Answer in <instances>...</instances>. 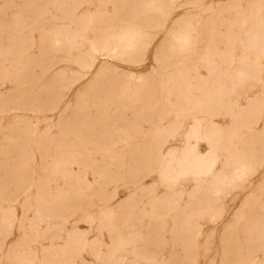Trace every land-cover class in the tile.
Instances as JSON below:
<instances>
[{
  "label": "rangeland",
  "instance_id": "obj_1",
  "mask_svg": "<svg viewBox=\"0 0 264 264\" xmlns=\"http://www.w3.org/2000/svg\"><path fill=\"white\" fill-rule=\"evenodd\" d=\"M7 2L0 0V264H160V256L151 259L146 235L154 214L164 208V259L169 258L174 233L179 264H192L188 260L196 256L199 264H264V56H256L264 47V0H11L12 7ZM211 11L216 13L217 32L205 34L189 55L216 51L211 61L216 70L209 73L197 61L189 82L197 85L191 97L202 104L193 109L175 74L181 54L170 50L176 42L172 34L177 21L197 24ZM90 16L91 27L80 29L72 42L77 20ZM140 28L148 45L135 59L123 50L126 37ZM106 41L121 45L124 56H115V49L97 51L94 66L85 67L91 42ZM161 52L172 62L163 71L157 61ZM101 65L127 88L140 87L138 101L123 111L120 123H96L98 106H91L84 119L74 118L82 92H92L89 103L104 98L108 89L91 88ZM169 72L171 80L166 79ZM67 84L69 89L64 88ZM53 85L63 86L58 105L53 94L43 91ZM193 115L202 119L203 133L212 126L214 135L231 136L227 148L217 147L214 173H225L235 182L223 184L220 193L210 188L212 176L204 182L191 174L172 179L181 170ZM79 129L92 135L82 137ZM158 130L162 135L170 130L164 144L155 140ZM254 134L259 140L254 154L242 159L240 150ZM155 145L165 152L173 149L174 160L164 165L155 161ZM209 150L207 138L198 141L200 154ZM246 164L248 172L237 178L236 166ZM14 176L24 179L16 184Z\"/></svg>",
  "mask_w": 264,
  "mask_h": 264
},
{
  "label": "bare ground",
  "instance_id": "obj_2",
  "mask_svg": "<svg viewBox=\"0 0 264 264\" xmlns=\"http://www.w3.org/2000/svg\"><path fill=\"white\" fill-rule=\"evenodd\" d=\"M148 1V0H147ZM151 1V0H150ZM133 2V1H132ZM140 2V1H139ZM113 3V2H112ZM142 3V2H141ZM115 4V3H114ZM131 4V3H130ZM147 4V2H146ZM148 5V4H147ZM13 4L11 2V0H8L7 2V7H12ZM116 6V4H115ZM121 6V5H120ZM150 6V5H149ZM135 7V6H134ZM153 7V6H152ZM159 8V6H157ZM253 7V6H252ZM258 7V6H257ZM119 7H116V9ZM141 8V7H139ZM156 8V7H155ZM162 8V7H161ZM255 8V5H254ZM16 9V8H15ZM115 9V10H116ZM132 9V8H131ZM130 9V10H131ZM143 9V8H142ZM157 9V8H156ZM155 9V10H156ZM256 9V8H255ZM140 10V9H139ZM147 10V9H146ZM154 10V12H156ZM158 10V9H157ZM253 10V9H252ZM257 10V9H256ZM3 11V10H2ZM151 11L153 13V10L151 8ZM159 11V10H158ZM251 11V10H250ZM118 12V11H117ZM132 12V11H131ZM219 12V11H218ZM151 13V12H150ZM157 13V12H156ZM159 13V12H158ZM162 13V12H161ZM252 13V12H251ZM250 13V14H251ZM119 15V14H118ZM139 16V15H138ZM144 16V13H143ZM256 16V15H254ZM258 16V15H257ZM256 16V17H257ZM120 17V16H119ZM130 17V16H129ZM218 17V16H217ZM248 17V16H247ZM103 18V16H102ZM132 18V17H130ZM145 18V17H144ZM251 18V17H250ZM255 18V17H254ZM109 19V18H108ZM240 19V18H239ZM117 20V19H116ZM216 13L214 11H211V15L209 16V18L205 19V20H199L197 22V24L195 23H191L190 19L189 20H179L177 21V29L175 30V32L172 34V37L175 39V43H173L172 45H170V50H173L176 52L175 49L179 50V54L180 55V59L177 61L178 63V68H177V73L179 78L182 79L181 84H180V88H181V92L184 93L185 98L187 99L188 104L191 105V107L194 109L197 104H202V102H195L193 100V98L191 97V93H192V89L195 87H191L190 86V82L189 79L191 78V72L196 70V63L197 61H200L201 63H204L205 65H207V68L209 70V73H213L216 68H214V66H212L211 61L213 59V56L216 55V51L215 54L210 52L211 50H209V52H206L205 54L202 53L201 50H195L192 55L190 56V50L193 48L194 45L196 44H200L205 40V34H209V35H215V31L214 32V27L215 23H216ZM246 20V19H245ZM249 20V19H248ZM251 20V19H250ZM256 21L255 19H252V21ZM261 19H259L260 21ZM113 21V20H112ZM238 21V20H237ZM240 21V20H239ZM253 21V22H254ZM258 21V19H257ZM258 21V22H259ZM94 22V18L92 16L90 17H81L80 19L77 20L76 24H77V28L78 30L70 37V40L72 39V42H74L77 39L78 36V32L80 31V29L83 28H90L92 23ZM131 22V21H130ZM243 22V21H242ZM246 22V21H245ZM101 23V22H100ZM244 23V22H243ZM241 24V23H239ZM245 24V23H244ZM109 25V24H108ZM217 25V23H216ZM137 26V25H136ZM241 26V25H240ZM257 26V25H256ZM108 27V26H107ZM112 27V26H111ZM128 27V26H127ZM106 28V27H105ZM100 29V27H99ZM108 29V28H107ZM134 30V29H133ZM216 30V29H215ZM132 31V30H131ZM103 32V31H102ZM193 32L196 33V38L197 41L195 42L193 40ZM229 32V31H228ZM248 32V31H247ZM261 32V31H260ZM101 33V32H100ZM256 33V32H255ZM259 33V32H258ZM262 33V37H264V30ZM247 35V34H246ZM250 35V34H249ZM255 35V34H254ZM127 36V35H126ZM248 36V35H247ZM260 36V34H259ZM103 37V36H102ZM101 37V38H102ZM105 37V36H104ZM111 37V35H110ZM146 37L145 32L140 28V29H135L133 32L130 33V35L127 38V45H125L126 47L124 48V52L127 53V51L129 52V54L134 55L137 59L138 57L144 55V51L146 46L148 45V42H146L144 40V38ZM217 37V35L215 36ZM233 37V36H232ZM252 37V36H251ZM96 38V36H95ZM256 38V37H255ZM233 39V38H232ZM263 39V38H262ZM57 42H60L62 40V38H57L56 39ZM219 40V39H218ZM252 40V38L250 39ZM254 40V38H253ZM213 41V40H212ZM230 41V39H229ZM240 41V39H239ZM243 41V40H242ZM99 42L96 41V43ZM232 42V41H230ZM229 42V43H230ZM253 42V41H252ZM262 42V40L260 41ZM259 42V43H260ZM94 42H91V47L89 49V59L86 61L85 63V67L91 69L94 64H95V58L93 56V53L97 52V51H106L107 53L109 51L114 52V49L116 51V53L114 54L115 56H120L123 54V51L119 50V48L121 47V45H119L118 43L110 45L111 42L110 41H106L103 42L101 45H98ZM218 43V42H216ZM239 43V42H238ZM258 43V42H257ZM256 43V44H257ZM227 44V43H226ZM232 44V43H231ZM248 44V43H247ZM234 45V44H233ZM250 45V44H249ZM264 44H262L263 46ZM215 46V45H214ZM252 46V44H251ZM257 46V45H256ZM61 46H58V48H60ZM217 47V46H216ZM228 47V45H227ZM110 48V49H109ZM122 48V47H121ZM212 48V47H211ZM210 48V49H211ZM261 48V47H260ZM215 49V48H214ZM232 45H230L228 51H232ZM244 49V48H243ZM255 49V48H254ZM258 49V48H257ZM108 50V51H107ZM161 50V49H160ZM177 50V51H178ZM213 50V49H212ZM227 50V49H226ZM219 51V50H218ZM252 51V50H251ZM250 51V52H251ZM103 52V53H104ZM105 52V53H106ZM174 52V53H175ZM204 52V51H203ZM221 52V51H220ZM223 52V51H222ZM227 52L230 56V53ZM243 52V51H242ZM255 51H253L254 53ZM104 53V54H105ZM173 53V54H174ZM226 53V54H227ZM252 53V54H253ZM162 56L159 54V56L157 57V61L159 64L160 69L163 71L165 69H167L168 67H171L172 62L170 61V59H164L163 57H165V53L161 52ZM177 54V52H176ZM218 54H220L218 52ZM224 54V53H223ZM232 54V53H231ZM264 56V47L262 49H260V52L257 51L256 52V56L257 58H259L260 55ZM113 55V56H114ZM221 55V54H220ZM88 56V55H87ZM124 56V54H123ZM129 56V55H128ZM227 56V55H226ZM232 56V55H231ZM228 57V61L231 62L232 61V57ZM254 56V54H253ZM170 57V56H169ZM179 57V55L177 56ZM225 57V56H224ZM118 58V57H117ZM167 58V57H166ZM217 58V57H216ZM249 58V57H247ZM255 58V56H254ZM227 59V58H226ZM225 59V60H226ZM257 60V59H256ZM224 61V60H223ZM214 62V61H213ZM227 62V61H225ZM224 62V63H225ZM244 62V61H243ZM214 64V63H213ZM253 64V63H252ZM252 64H250L252 66ZM256 64V63H255ZM175 67L176 63L173 64ZM229 65V64H228ZM243 65V64H242ZM173 66V67H174ZM216 66V65H215ZM174 67V68H175ZM244 67V66H243ZM246 67V66H245ZM250 67V66H249ZM258 67L259 69L261 68L260 64L258 63ZM34 69V68H33ZM250 70V69H249ZM237 71V70H236ZM174 72V71H173ZM238 72V71H237ZM243 72V71H242ZM242 72H240V74L242 75ZM256 72V71H255ZM111 73V70L105 66V65H101L97 68L96 70V80L92 85V89L99 87V86H104L105 89H108L107 91L105 90L106 93H104V98L101 100H94L93 102L89 103L88 101L90 100V95H91V91L90 92H85V93H81L78 96V101H77V110L74 112V118L77 120H79L80 118H85L86 114L88 112V109L91 106H98L101 108L100 110V115L96 118V123L101 124L102 126L105 125V123L107 122H112L113 124L116 123H120L123 119L122 117V113L123 111L130 107L133 103H135V101H138V97H139V92H140V87L138 88H127V86L122 83V80H113L109 74ZM239 73V72H238ZM254 73V72H253ZM174 74V76H176ZM251 74V73H250ZM254 76V74H252ZM169 76L170 77H166L169 78V80L172 79L171 73L169 72ZM177 76V77H178ZM160 77V76H159ZM251 77V76H250ZM249 77V78H250ZM175 78V77H174ZM165 79V80H166ZM245 79V78H244ZM168 80V81H169ZM143 82V81H142ZM171 83V82H170ZM201 83V82H200ZM128 84V83H127ZM178 85V84H177ZM71 86V84H67L65 85L64 88L69 89ZM110 88H109V87ZM199 86V84H198ZM204 86V85H203ZM201 86V87H203ZM63 87V86H62ZM62 87H57V85H53V86H49V88L45 87L44 88V94L45 95H50L53 94V96H55L56 99V104H60L61 103V97L63 96V92L61 90ZM175 87V86H174ZM200 88V87H199ZM197 88V89H199ZM207 88V87H206ZM220 88V87H219ZM47 89V90H46ZM50 89V90H49ZM211 90V88H209ZM150 90V89H149ZM167 90V89H166ZM176 90L177 87H176ZM195 90V89H194ZM223 90V89H222ZM206 91V90H205ZM204 91V92H205ZM169 93L171 92L170 90L168 91ZM210 92V91H209ZM215 92V91H213ZM98 94V93H97ZM179 95V94H177ZM207 95V94H206ZM205 95V96H206ZM155 96V95H154ZM204 96V95H203ZM180 97V95H179ZM194 97V96H193ZM195 98V97H194ZM203 98V97H202ZM201 98V101H202ZM206 98V97H204ZM179 99V98H178ZM208 99V98H207ZM206 99V100H207ZM225 99V98H224ZM258 99V98H257ZM223 100V99H221ZM262 100V99H261ZM60 101V102H59ZM141 101V100H140ZM212 101V100H211ZM218 101V100H217ZM258 101H260L258 99ZM142 102V101H141ZM186 102V104H187ZM208 102V101H207ZM224 102V101H223ZM227 102V101H226ZM264 102V101H263ZM148 103V102H147ZM225 103V102H224ZM228 103V102H227ZM226 103V104H227ZM44 104V103H43ZM207 104V103H206ZM205 104V106H206ZM216 104V103H215ZM214 104V105H215ZM222 104V102L220 103ZM143 105V104H142ZM262 105V102H261ZM63 106H68V102H64ZM137 106V105H135ZM146 106H148L146 104ZM145 106V107H146ZM165 106V105H164ZM174 106V105H173ZM168 107V106H165ZM214 107V106H213ZM217 107H218V103H217ZM221 107H224L223 105H221ZM251 107V106H250ZM187 108V107H186ZM204 108V107H202ZM201 108V109H202ZM208 108V107H207ZM210 108V107H209ZM208 108V109H209ZM254 108V107H253ZM170 109V108H169ZM181 109V108H180ZM199 109V108H198ZM213 109V108H212ZM186 110V109H185ZM204 110V109H203ZM207 110V109H206ZM225 110V109H223ZM228 110V109H227ZM251 110V109H250ZM258 110V109H257ZM189 111V110H188ZM214 111V110H213ZM221 111V110H220ZM219 111V113H220ZM179 112V111H178ZM210 112V110H209ZM228 112V111H227ZM231 112V111H229ZM228 112V113H229ZM247 112V111H246ZM208 113V112H207ZM214 113V112H213ZM217 113V112H215ZM255 113V112H254ZM182 114H184L182 112ZM212 115V114H211ZM252 115V114H251ZM250 115V117L248 118V120L250 118H252V116ZM88 117V116H87ZM248 117V116H247ZM261 118V114L254 116V118L252 119V121L250 122V131H252L253 129V124H258L259 120ZM193 120L195 121V124L192 126L191 130L189 131V134L187 136V140H186V146L183 150V158L182 160L179 162V165L181 167V170L178 172L177 176H172L173 180L176 181L177 177L181 176V175H186V174H191L193 176V178L198 181V182H204L208 179L209 176L213 177V181L210 185V188H212L216 193H220L221 192V186L223 184H225V186H231L234 182L235 179L232 177H228V175H226L225 173L219 174L217 175L216 173H214L215 171V167L217 164V160H218V154L216 152L217 147H221L224 146L225 148H227V143L230 142V137H225L222 139L220 136L214 135V129L215 127L211 128L212 126H210L209 128L211 130L207 129V133H203L201 130L202 127V119L197 116V115H193ZM89 122V121H88ZM159 122V121H158ZM235 123V122H234ZM247 123V122H245ZM178 124V123H177ZM182 124V123H181ZM240 125V124H239ZM94 126V125H93ZM232 126V125H231ZM243 126V125H241ZM66 127V126H65ZM70 127V126H69ZM237 127V126H236ZM68 128V125H67ZM234 128V127H233ZM231 128V129H233ZM238 128V127H237ZM71 129V128H70ZM127 135L131 136L132 134V130L131 129H127ZM175 130V129H174ZM234 130V129H233ZM69 131V130H68ZM77 134H79L82 137H89L90 135H92L91 130L89 129H83V130H76ZM104 133L106 132V130L103 128L102 130ZM228 131V130H227ZM255 131V130H254ZM112 132V131H111ZM229 132V131H228ZM226 132V133H228ZM36 133V131H35ZM17 134V132H16ZM113 134V132H112ZM163 133L160 132L159 130L156 133V138L155 140H159V143L164 144L167 140L168 137L171 135L170 134V130L169 132H167L166 135H162ZM165 134V133H164ZM234 133H232L233 135ZM234 136V135H233ZM260 135H258L259 137ZM22 137V136H21ZM103 137H105L103 135ZM102 137V138H103ZM207 138L208 142L210 143V150L207 154H200L197 151V144L198 141L203 139V138ZM13 138V137H12ZM26 138V137H25ZM260 138V137H259ZM104 139V138H103ZM230 139V140H229ZM10 140V138L8 139ZM105 140V139H104ZM12 141V140H10ZM248 143L246 145L243 146V148H241L240 152H241V157L242 159L244 158V156L246 155H250V154H254L253 153V147L255 144H257L259 142V140L256 139L255 134L254 135H250L248 137ZM14 144V143H13ZM23 147V146H22ZM252 148V149H251ZM26 149V148H25ZM24 149V150H25ZM21 151V150H20ZM236 151V150H235ZM17 152V151H16ZM19 152V151H18ZM237 153V152H236ZM21 155V154H20ZM29 155V154H28ZM238 156V155H236ZM154 157H155V161L161 163V165H164L165 163H167V161L169 160H174L175 158V151L173 149L168 150V151H163L162 147L159 145H155L154 148ZM15 158V157H14ZM13 158V159H14ZM234 158V155H233ZM258 159V158H256ZM27 160V159H26ZM25 160V161H26ZM245 160V159H244ZM256 161V160H255ZM235 162V161H234ZM13 163V162H12ZM19 163V162H18ZM243 163V161H242ZM237 163H234V165H236ZM19 166V165H18ZM244 168L240 169V167L236 166V169H238L239 171L236 173L237 178H241L244 174H246V172H248L247 168L249 166V164L243 165ZM24 167V166H23ZM15 168V167H13ZM17 169V168H15ZM23 169V168H22ZM164 169V168H163ZM19 171V170H18ZM34 172V171H33ZM117 175V174H116ZM164 176V175H163ZM14 182L16 184H19L22 182V180L24 178L20 177V176H14ZM166 177V176H165ZM164 177V178H165ZM118 180V179H117ZM44 180H40V186L44 184L43 182ZM253 184V183H252ZM214 194V193H213ZM217 195V194H216ZM220 196V194H219ZM75 198V197H74ZM210 199V198H209ZM211 200V199H210ZM205 201V200H204ZM38 202V200H37ZM61 202V201H60ZM63 202V201H62ZM43 203V202H42ZM40 203V204H42ZM69 203V202H68ZM70 204V203H69ZM47 207V206H46ZM242 207V206H241ZM39 208H37L38 210ZM42 209V208H41ZM127 209V208H126ZM47 210V209H46ZM211 210V208H210ZM41 212V210H40ZM49 212V210H48ZM47 212V213H48ZM168 211H166V208L156 212L153 216V221H152V225L150 227V229L147 232L146 235V241L148 244H150L152 246V250H151V259H156L157 256L161 257V262L160 264H179L180 263V259L178 257V255L176 254L175 251V245L177 244L179 238L177 237L176 234L173 233V239H172V250L169 254V258L168 259H164L163 258V254L164 251L166 249V241H165V231H166V222L162 219L163 215H166ZM43 213V211H42ZM45 213V212H44ZM264 215V214H263ZM192 216V215H191ZM184 219V218H183ZM181 220V219H180ZM189 220V219H188ZM181 222V221H179ZM259 225V224H258ZM183 227V225H182ZM187 230H190L187 228ZM183 232V231H182ZM258 232V231H257ZM185 233V232H184ZM200 234V233H199ZM245 234V233H244ZM201 236V235H200ZM264 237V236H263ZM199 238V236H198ZM248 238V237H247ZM246 238V239H247ZM191 239V238H190ZM260 241V240H259ZM182 242V241H181ZM232 242V241H231ZM185 245V244H184ZM20 246V245H19ZM198 246V245H197ZM184 247V246H183ZM199 248V246H198ZM202 248V247H201ZM200 249V248H199ZM261 249V248H260ZM225 250V249H224ZM263 251V250H261ZM200 252V251H199ZM236 253V252H235ZM227 254V253H226ZM59 256V254H58ZM199 256V255H198ZM62 259V258H61ZM64 259V258H63ZM188 258L182 261L187 262ZM181 261V262H182ZM190 263L192 264H199V260L198 257H193L190 258L188 260Z\"/></svg>",
  "mask_w": 264,
  "mask_h": 264
}]
</instances>
